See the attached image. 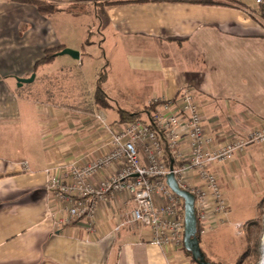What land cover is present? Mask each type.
Masks as SVG:
<instances>
[{"label":"crops","instance_id":"0c3cea01","mask_svg":"<svg viewBox=\"0 0 264 264\" xmlns=\"http://www.w3.org/2000/svg\"><path fill=\"white\" fill-rule=\"evenodd\" d=\"M239 2L258 20L242 9L172 0H79L58 5L51 16L28 3L0 0V264H198L184 246L161 248L148 228L127 223L135 204L124 191L98 203L92 222L60 223L71 203L49 189L47 169L66 173L105 155L113 148L110 130L147 121L161 110L155 99L174 100L184 88L196 93L213 148L263 130L264 17ZM74 7L79 11L69 10ZM58 48L78 51L80 58L57 55L39 63ZM33 74L32 83L19 86L17 78ZM103 75L108 108L95 100ZM87 91L91 107H75L87 103ZM120 110L141 115L122 122ZM183 148L187 154V144ZM124 165L112 164L90 183L98 188ZM210 169L229 204V222L200 236V248L208 262L221 264L202 239L229 225L237 234L248 231L249 222L259 220L264 144H250ZM246 208L258 217L233 223L232 210Z\"/></svg>","mask_w":264,"mask_h":264},{"label":"built area","instance_id":"2783aa9c","mask_svg":"<svg viewBox=\"0 0 264 264\" xmlns=\"http://www.w3.org/2000/svg\"><path fill=\"white\" fill-rule=\"evenodd\" d=\"M49 1L67 6L74 3L73 0ZM241 1L249 2L254 10L264 6V0ZM154 103L161 105V110L151 114L147 121L136 120L110 130L113 147L110 152L85 166L72 165L66 173L59 166L47 169L49 189L61 201L71 203L69 218L60 223L83 219L92 222L98 203L124 191L135 204L127 223L148 228L153 243L161 248H181L184 246L185 202L167 185L169 175L175 177L181 190L194 195L200 236L229 222V204L218 176L210 168L215 163L233 160L250 144H264V129L213 148L202 125L194 90L184 88L176 99H155ZM97 119L108 128L103 115H98ZM184 144L189 148L187 154ZM121 160L125 165L118 174L104 178L98 188L90 183L91 178ZM67 176L69 184L64 182ZM157 198L161 199L160 204ZM124 225L120 224L116 231ZM241 228L237 226L238 230ZM261 244L264 255V233Z\"/></svg>","mask_w":264,"mask_h":264},{"label":"rangeland","instance_id":"374dc122","mask_svg":"<svg viewBox=\"0 0 264 264\" xmlns=\"http://www.w3.org/2000/svg\"><path fill=\"white\" fill-rule=\"evenodd\" d=\"M79 0H73V2H78ZM48 3L51 5H60L62 3H56V2H50L48 0ZM248 5L249 2H248ZM63 6V5H62ZM74 31V30H73ZM70 49V48H69ZM73 50V49H72ZM101 57V55H100ZM99 58H95L93 66H99L100 61ZM102 58V57H101ZM103 60V59H102ZM84 65H87V63H84ZM105 66L102 65V69ZM68 90L67 89H61V93H66ZM62 98H60L61 101H68L65 99L66 97L64 94H62ZM84 97V102L87 101V103H84L83 105L78 103L75 104V107H79L81 109H88L91 107L90 104V97L88 94V91L85 94H83ZM86 100V101H85ZM72 105V104H71ZM233 213H231V220L233 223H237L236 221H245L249 219H255L259 215V211L256 209H250L246 208L245 212H242L239 214L232 210ZM233 215V218H232ZM237 215V218H235ZM235 216V217H234ZM260 225L263 227V230L260 231H255L254 227L251 228V230L245 231V230H239L238 234L235 232L234 228L232 226H226L223 230H221L219 233L214 234L210 237H206L203 240V243L208 242L209 246L211 247V251L219 257V263L225 264L233 262L232 264H260L262 261L263 255L261 251V246H262V237L264 233V212H262L260 218ZM242 234V235H241ZM262 234V236H261ZM241 235V236H240ZM259 239V244L257 243V240ZM261 239V240H260ZM202 243V244H203ZM247 254V256H245ZM239 258L238 263H234V261Z\"/></svg>","mask_w":264,"mask_h":264},{"label":"trees","instance_id":"16d2710c","mask_svg":"<svg viewBox=\"0 0 264 264\" xmlns=\"http://www.w3.org/2000/svg\"><path fill=\"white\" fill-rule=\"evenodd\" d=\"M17 1L22 2V3H28V4L35 6L38 12L43 16H51L58 11L57 9L58 5L57 6L51 5L48 3V0H17ZM172 1L181 2V3H189V4H194V5H203V6H221V7L237 8V9H242V10L247 11L248 14L255 20H258L259 18L258 14H256L253 10L250 11L243 3L239 2V0H172ZM69 10L79 11L77 7L70 8ZM260 15H261L260 17H264V6L260 8ZM62 50H64V48H58V49H52V50L46 51L44 59L41 60L39 63L41 64V63L52 62L56 58L57 54L61 52ZM104 78L105 76L103 75L102 78H100L99 80V84L97 86L96 93H95V100L97 104L100 105L101 107L108 108L109 99L102 89V82ZM140 115L141 113H128L126 111L120 110V116H121L122 122L135 120L139 118ZM248 226L251 228L254 227L255 231L261 232L263 230V227H261L259 220L249 222ZM249 227L247 229L251 230ZM198 239L201 240L199 233H198ZM257 243L259 244V239L257 240ZM185 251L187 250L185 249ZM245 256H247V254H245Z\"/></svg>","mask_w":264,"mask_h":264},{"label":"water","instance_id":"95a60500","mask_svg":"<svg viewBox=\"0 0 264 264\" xmlns=\"http://www.w3.org/2000/svg\"><path fill=\"white\" fill-rule=\"evenodd\" d=\"M57 55H68L73 59L78 60L80 53L78 51L66 48ZM36 75L33 74L30 78H17L19 86L30 84L35 80ZM167 185L178 196L184 199V217H185V234L184 247L192 255L193 259L198 264H211L206 260L200 248V240L198 239L197 216L195 211V197L191 193L181 190L173 175L167 178Z\"/></svg>","mask_w":264,"mask_h":264},{"label":"bare ground","instance_id":"6f19581e","mask_svg":"<svg viewBox=\"0 0 264 264\" xmlns=\"http://www.w3.org/2000/svg\"><path fill=\"white\" fill-rule=\"evenodd\" d=\"M261 264H264V255H263V259H262V262H261Z\"/></svg>","mask_w":264,"mask_h":264}]
</instances>
